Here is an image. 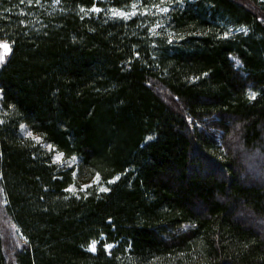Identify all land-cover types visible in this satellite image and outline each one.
Here are the masks:
<instances>
[{
	"label": "trees",
	"instance_id": "obj_1",
	"mask_svg": "<svg viewBox=\"0 0 264 264\" xmlns=\"http://www.w3.org/2000/svg\"><path fill=\"white\" fill-rule=\"evenodd\" d=\"M0 38V264H264V0H0Z\"/></svg>",
	"mask_w": 264,
	"mask_h": 264
},
{
	"label": "rangeland",
	"instance_id": "obj_2",
	"mask_svg": "<svg viewBox=\"0 0 264 264\" xmlns=\"http://www.w3.org/2000/svg\"><path fill=\"white\" fill-rule=\"evenodd\" d=\"M153 1H155V0H153ZM163 2L164 1H161V3H163ZM161 3H156L154 5H161ZM98 9H100V11H101V8H98ZM140 9H141L140 6L136 5L135 8H133V6H131V8L129 10H127V11L118 10V11H122V12L128 13V17L127 18L113 15V10H115V9L109 10V15H111V17H113V18L128 19L129 17H131V16H133L135 14H138ZM93 11L95 13L100 12V11H95V10H93ZM148 12L153 13L155 15V13L160 12V11L156 7H153V6H151V9H146V10L142 9V13L143 14H146ZM237 30L238 31H242L243 29H237ZM0 41H6L9 44V46L11 48V51H12V44L9 43L8 40H6L4 38H0ZM11 51L4 56L3 60H0V69L6 63V61L8 60V58H9V56L11 54ZM0 54H3V49L2 48H0ZM0 99H1V92H0ZM20 131H21V133H22V135L24 137L31 139L36 144H38L42 149H44L45 151L50 153L54 163L57 164L59 167H61V168H72V167H74L77 164V158H75V157L74 158H65L64 155H62V157L60 159H56L57 154L60 153V152L56 151L53 147H49V145L43 143V141L41 140V138L39 136L31 133L29 130L26 129V127H23V128L21 127ZM28 133H31V135H28ZM37 137L39 138L38 140L36 139ZM85 186H87V187H85ZM72 188H73V190L69 191V192L72 195L78 196V197H80L82 194H84V193L86 194V193H88L90 191H93V192H96L98 194H101V193L107 192V191H104L102 189H107L108 190L107 185L104 184L100 180L99 177H96L91 182L82 185L81 188H79L77 186H72ZM5 201L6 200H5V197L3 196V191H2V189H0V228H1L2 232H3V235H6V234L9 233V234H15L16 236H19V234H20L19 229L17 227H15L16 226L15 224L13 225V223L10 220H8V217H7L5 209H4L5 204H6ZM258 227H259L260 231L262 233H264V225L261 224ZM11 237H13V236L10 235L8 239H10ZM8 239H6V238L4 239L5 244L7 245L6 246L7 248L11 247L10 240H8ZM89 245H88L87 249L90 252H93V251L90 250ZM97 248H98V242H97V245H96V251L93 252V253L97 252ZM111 249H107V251L110 252ZM9 261H10V257H9ZM12 263H13V261H12Z\"/></svg>",
	"mask_w": 264,
	"mask_h": 264
},
{
	"label": "snow or ice",
	"instance_id": "obj_3",
	"mask_svg": "<svg viewBox=\"0 0 264 264\" xmlns=\"http://www.w3.org/2000/svg\"><path fill=\"white\" fill-rule=\"evenodd\" d=\"M22 2H23V0H22ZM31 2H32V0H29V3H31ZM38 2H39V0H37V3ZM55 2L59 3V0H55ZM135 7H136V5L134 4L133 8H135ZM153 7H156L161 12H167L168 11V9L166 7H162L160 5H153ZM94 10L95 11H100V9H98V8H95ZM113 15L121 16V17H124V18L128 17V13L122 12V11H118V10H113ZM157 27H159V25H157ZM225 35H227V33ZM0 48L3 49V54H0V60H3L4 56L11 51V48H10L9 44L6 41H0ZM250 95H251V98L255 97V93H251ZM0 122H2V121H0ZM21 127L23 128L24 126L21 125ZM28 135H31V133H28ZM36 139L38 140L39 138L37 137ZM49 147H51V146H49ZM62 155H63L62 153H58L56 159H60L62 157ZM85 187H87V186H85ZM72 190H73L72 186H70L69 189H67V191H72ZM102 190L107 191V189H102ZM96 245H97V241L96 240H92L91 244L89 245L90 250L95 252L96 251ZM104 247L106 249H111L113 247V245L106 244V245H104Z\"/></svg>",
	"mask_w": 264,
	"mask_h": 264
}]
</instances>
